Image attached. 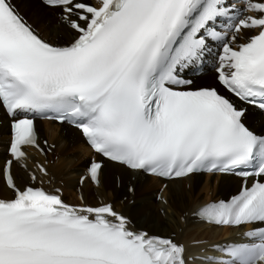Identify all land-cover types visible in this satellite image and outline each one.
I'll return each instance as SVG.
<instances>
[{"label": "snow or ice", "instance_id": "snow-or-ice-1", "mask_svg": "<svg viewBox=\"0 0 264 264\" xmlns=\"http://www.w3.org/2000/svg\"><path fill=\"white\" fill-rule=\"evenodd\" d=\"M35 6L30 22L14 0H0V186L10 193L0 196V264H264V0ZM209 68L212 82L195 83ZM38 118L71 125L91 150L81 189L99 188L108 164L144 173L166 181L165 215L169 184L237 177L230 198L173 219L238 238L186 244L131 229L112 203L89 204L82 191L79 203L66 202L47 158L56 145L42 146Z\"/></svg>", "mask_w": 264, "mask_h": 264}, {"label": "bare ground", "instance_id": "bare-ground-1", "mask_svg": "<svg viewBox=\"0 0 264 264\" xmlns=\"http://www.w3.org/2000/svg\"><path fill=\"white\" fill-rule=\"evenodd\" d=\"M14 2L18 3L20 11L27 16L30 22L37 20L40 13V9L35 6L37 0H14ZM48 16L50 17L51 13H48ZM52 23L54 24V21ZM40 27L43 34L47 36L49 29L46 25L41 23ZM37 125L39 135L46 136L49 143L56 145L55 155H57L58 161L49 166L51 173L55 176L56 185L63 184L65 195L73 197L77 178L85 169L89 151L75 130L46 121L37 122ZM6 133V122L1 121L0 136L2 140L7 137ZM116 175L119 177V186L116 185ZM210 179V176L192 175L186 180L169 184L168 189L164 192V196L168 200V204L164 206L167 209V215L160 214L162 205L155 201L156 193L153 195L154 190H158L160 187V182L155 178L145 177L119 166L108 164L102 176L101 186L94 190L87 182L83 192L88 203L97 204V197L113 202L115 208L131 220L135 230H146L150 234L161 235L175 233L177 238L186 244L193 240L216 243L220 237L235 234V231L228 228H210L194 222L191 218L184 225L173 223L174 216L179 217L183 212L190 211L210 199L227 196L229 193L237 191L239 187V181L233 177H213L218 183V186L214 187H211ZM182 183L189 184L188 191L184 189ZM129 184L134 187L133 195L127 193ZM8 195L10 193L0 186V196ZM124 196L127 197V201L121 203V198ZM131 200L133 201L132 205L130 204ZM178 229L181 230L180 233H178ZM197 249L193 247L190 252Z\"/></svg>", "mask_w": 264, "mask_h": 264}, {"label": "rangeland", "instance_id": "rangeland-1", "mask_svg": "<svg viewBox=\"0 0 264 264\" xmlns=\"http://www.w3.org/2000/svg\"><path fill=\"white\" fill-rule=\"evenodd\" d=\"M51 15H52V14H51ZM44 138H46V139L48 140V138H47L46 136H45ZM87 159H88V158H87ZM86 162H87V161H86ZM70 177H71V176H70ZM182 185L184 186V189H186V191H188V190H189V188H188V185H187L186 183H185V184H184V183H182ZM156 192H157V189H155V190H154V193H153V195H154ZM209 196H211V194H210V193H209ZM74 200H75V198H74ZM126 201H127V199H126ZM126 201H125V202H126ZM132 204H133V203H132ZM132 204H131V205H132ZM160 214H161V215H164V213H161V211H160ZM173 223H174V224H177V223L175 222V220H173ZM180 231H181V230H180V229H178V233H180Z\"/></svg>", "mask_w": 264, "mask_h": 264}]
</instances>
